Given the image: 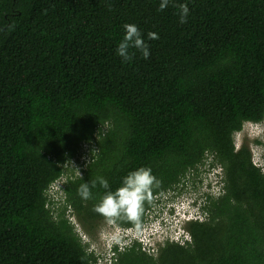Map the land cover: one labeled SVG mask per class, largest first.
Masks as SVG:
<instances>
[{
	"label": "trees",
	"instance_id": "obj_1",
	"mask_svg": "<svg viewBox=\"0 0 264 264\" xmlns=\"http://www.w3.org/2000/svg\"><path fill=\"white\" fill-rule=\"evenodd\" d=\"M161 2L0 0V264H97L70 217L94 237L109 224L95 206L143 168L155 180L139 220L112 222L139 230L208 158L223 184L209 173L205 217L184 225L190 241L167 240L157 256L115 245L112 264H264V172L235 142L264 124V0ZM125 24L149 58L117 55ZM83 144L96 150L52 207L49 191Z\"/></svg>",
	"mask_w": 264,
	"mask_h": 264
},
{
	"label": "rangeland",
	"instance_id": "obj_2",
	"mask_svg": "<svg viewBox=\"0 0 264 264\" xmlns=\"http://www.w3.org/2000/svg\"><path fill=\"white\" fill-rule=\"evenodd\" d=\"M257 141H260L261 144L257 143ZM235 142L238 148L244 144L250 148L253 153L254 163L264 172V124H246L243 130L235 135ZM95 150L96 147L94 144H83L78 155L67 163V171L65 175L49 191V198L53 203L52 207L62 208L65 198L63 187L61 185L64 184L68 178H74L83 174V170L86 168V165L90 161V157ZM211 159L212 158H208L204 165H201L196 171H193L188 175L185 183L181 185L183 186L181 188V192L183 193L182 195H185L190 189L193 190V186H198V182L204 184L210 182L208 180L209 173L212 175L219 174L222 182V170L217 164L212 163ZM204 186L205 185L202 186V189H204ZM185 188L186 190L183 191ZM220 191L221 189L218 190L216 188L214 196H218L221 193ZM181 201H183L185 206L188 204L185 199H181ZM189 202H191V200H189ZM197 210L198 208L190 209L188 215H194ZM168 213L169 205L163 200V202L156 203L150 213V219L138 231L135 229H121L112 222H109V224H103L100 228H98L92 238L83 232L76 218L70 217V219L73 223H75L77 229L80 231L81 237L84 238L88 251L92 252L93 255H99L100 261H98L97 264H112V251L113 247L120 241V232L129 236H138L143 240H148L150 235L155 234L154 236L156 237L151 240V246L149 248V253L153 256H157L158 248L164 246L167 240L179 242L181 240L180 237L182 233L185 231V223H183L181 219L174 220V218L170 221V216L166 217V214ZM165 217L166 223L164 222ZM107 248L109 254L104 258L103 256L106 254Z\"/></svg>",
	"mask_w": 264,
	"mask_h": 264
},
{
	"label": "clouds",
	"instance_id": "obj_3",
	"mask_svg": "<svg viewBox=\"0 0 264 264\" xmlns=\"http://www.w3.org/2000/svg\"><path fill=\"white\" fill-rule=\"evenodd\" d=\"M169 2L170 0H162L159 5V10H164L168 6ZM173 6L178 7L180 22L186 23L187 16L189 14V8L187 4ZM123 27L126 30V35L118 45L117 55L121 57L124 62H129L135 55L134 52L130 53L129 49L134 48L140 51L144 59L149 58V46L141 38V33L139 32L137 26L134 24H125ZM148 38L150 40H155L158 39L159 36L156 33L149 32ZM212 176H215V178L212 180H216L213 182V186H215L217 183H220L222 186L220 175L218 174ZM154 180L155 178L150 174V170L142 168L130 173L124 179L123 187L117 189L114 193H107L101 202L95 206L94 211L107 218L110 223L117 219H126L132 222L138 221L144 201L151 198V188ZM99 183L102 187L108 188V183L103 178H99ZM208 183L209 182L205 184L204 189L199 191L190 190L187 191L185 195H182L183 193L171 192L170 194L163 196L164 202L169 205V213L166 214V217L170 216V221L172 218H174V220L181 219L183 223L191 220H203L205 217L204 207L208 197L206 194L208 191ZM95 186L96 182H92V187ZM78 194L85 200L90 199L91 191L88 183L81 184L80 188L78 189ZM181 199H185L188 204L185 206ZM189 200H191V202H189ZM192 208H198V210L194 215L189 216L188 212ZM166 217L164 219L165 223ZM120 233V241L117 244L120 248L125 245L132 244L133 242H137L140 243L143 248L149 249L151 246V240L156 237L154 236L155 234H152L148 237V240H143L138 236L134 237L122 234L123 232ZM82 239L84 240V238ZM180 239L181 240L179 242L175 243L185 245L190 241V236L186 231H184Z\"/></svg>",
	"mask_w": 264,
	"mask_h": 264
}]
</instances>
